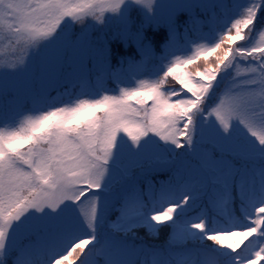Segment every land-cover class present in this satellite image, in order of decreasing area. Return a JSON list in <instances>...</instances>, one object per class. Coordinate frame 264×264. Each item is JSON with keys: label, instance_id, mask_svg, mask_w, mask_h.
Returning a JSON list of instances; mask_svg holds the SVG:
<instances>
[{"label": "snow or ice", "instance_id": "1", "mask_svg": "<svg viewBox=\"0 0 264 264\" xmlns=\"http://www.w3.org/2000/svg\"><path fill=\"white\" fill-rule=\"evenodd\" d=\"M0 264H264V0H0Z\"/></svg>", "mask_w": 264, "mask_h": 264}, {"label": "trees", "instance_id": "2", "mask_svg": "<svg viewBox=\"0 0 264 264\" xmlns=\"http://www.w3.org/2000/svg\"><path fill=\"white\" fill-rule=\"evenodd\" d=\"M163 239V236L161 237V240ZM149 242H152V241H149Z\"/></svg>", "mask_w": 264, "mask_h": 264}]
</instances>
